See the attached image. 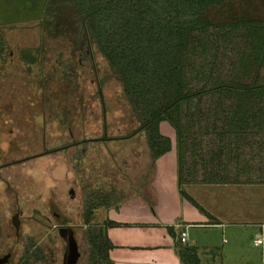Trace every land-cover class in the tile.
Here are the masks:
<instances>
[{
    "label": "rangeland",
    "instance_id": "rangeland-1",
    "mask_svg": "<svg viewBox=\"0 0 264 264\" xmlns=\"http://www.w3.org/2000/svg\"><path fill=\"white\" fill-rule=\"evenodd\" d=\"M12 1L0 0V245H15L10 261L32 242L43 248L61 245L58 228L71 224L80 264H89L83 211L91 198L102 200L91 222L124 219L126 210L146 204L195 210L173 188L174 141L154 159L143 131L128 136L137 130L139 118L120 80L78 24L72 19L68 26L56 23L59 0H37L39 8L32 9L30 0H14V7ZM161 131L174 139L166 121ZM141 158H151L154 165L145 169L151 176L146 195L134 196ZM193 184L187 192L224 226L205 232L217 253L208 263L200 250V264H239L241 253L245 264H261V246L254 245L251 230L264 221V183Z\"/></svg>",
    "mask_w": 264,
    "mask_h": 264
},
{
    "label": "trees",
    "instance_id": "trees-1",
    "mask_svg": "<svg viewBox=\"0 0 264 264\" xmlns=\"http://www.w3.org/2000/svg\"><path fill=\"white\" fill-rule=\"evenodd\" d=\"M54 7L56 23L78 24L120 80L139 118L128 136L143 131L154 159L174 141L184 198L204 210L183 183H264V0H59ZM3 43L0 33V53ZM165 121L174 139L161 131ZM100 202L87 200L83 211L89 264H113L107 228L124 223L91 222ZM180 256L198 264L191 246Z\"/></svg>",
    "mask_w": 264,
    "mask_h": 264
},
{
    "label": "crops",
    "instance_id": "crops-1",
    "mask_svg": "<svg viewBox=\"0 0 264 264\" xmlns=\"http://www.w3.org/2000/svg\"><path fill=\"white\" fill-rule=\"evenodd\" d=\"M137 160L139 166H136L135 169L139 170L143 167V170L140 175L141 177L135 179L136 185L134 187L136 189H133L135 191L131 190V193L134 196H136V193L146 195L148 179L151 176L147 178L148 174L145 172V169L146 166L152 168L154 164L151 165V158H141ZM131 171H133V169H131ZM129 176L128 174V177ZM172 182H174V191L179 192L176 175ZM143 183L145 187L143 191H140L138 187ZM143 186L140 188H143ZM193 186H195V184L188 183L187 189L183 188L187 192V190L192 189ZM151 187L152 185H150V188ZM120 189L127 190L125 187ZM155 194H157V192ZM188 194L192 195L190 193ZM107 200L108 199L103 201L102 206L107 204ZM118 200L119 198L117 197L115 201L117 202ZM115 201L113 203H116ZM203 209L204 210H201L197 207L195 210L187 209L186 211L185 209L164 210L163 208L159 210L152 205L148 206V204H146L144 207H133L126 210L124 212V219H109L124 223L107 228V235L113 244V247L109 251L111 261L113 264H184L181 260L180 251L183 245H187L194 249L199 259L198 264H200L201 260L199 257L200 250L207 254L208 263H213L217 253V246L214 245L213 241H209V237L206 238L207 234H205V232L215 228L222 229L224 226L222 221H218L216 217H214L209 208L204 207ZM103 221H99V223ZM181 228H186V242H181L179 239ZM195 232H197L198 235L193 237L192 235ZM257 233L261 235L263 242L259 245H254L261 246L260 255L264 263V221H259L256 227H252L251 236L254 234L252 238ZM202 235L205 236L202 238ZM243 260L244 254L241 253V255L238 256L237 262L239 264H245Z\"/></svg>",
    "mask_w": 264,
    "mask_h": 264
},
{
    "label": "flooded vegetation",
    "instance_id": "flooded-vegetation-1",
    "mask_svg": "<svg viewBox=\"0 0 264 264\" xmlns=\"http://www.w3.org/2000/svg\"><path fill=\"white\" fill-rule=\"evenodd\" d=\"M72 226L73 231H74V235H75V229L74 225L71 224H65V225H60L59 227L62 226ZM86 228V225L83 224ZM16 229V236L19 235V230L15 227ZM59 229V228H58ZM59 234V231H58ZM60 236V235H59ZM61 237V236H60ZM76 238V237H75ZM62 239V237H61ZM17 241V240H16ZM19 241V239H18ZM62 244L59 245L58 244H51V248L50 246L47 244L46 248L39 247L36 244H34V242H32V247L31 250L34 254H32L31 256L29 255H25V249L24 246H22L21 250H20V254L16 256L15 261H10V258L12 256V251L15 247V245H11L9 249H7L6 247H3L2 245H0V264H24V261H26L27 264H63V254H64V250H65V242L62 239ZM77 241V240H76ZM78 245V243H77ZM7 249V250H5ZM79 249V247H78ZM5 250V251H4ZM41 251L43 252L42 254H36V252ZM79 251V250H78ZM80 251H79V257L77 258L76 264H80ZM88 262L90 263V259H88Z\"/></svg>",
    "mask_w": 264,
    "mask_h": 264
},
{
    "label": "water",
    "instance_id": "water-1",
    "mask_svg": "<svg viewBox=\"0 0 264 264\" xmlns=\"http://www.w3.org/2000/svg\"><path fill=\"white\" fill-rule=\"evenodd\" d=\"M15 217L16 216H13V223L16 227H18ZM58 231L59 235L65 242L63 264H76L77 258L79 257V251L72 226L69 225L59 227Z\"/></svg>",
    "mask_w": 264,
    "mask_h": 264
},
{
    "label": "built area",
    "instance_id": "built-area-1",
    "mask_svg": "<svg viewBox=\"0 0 264 264\" xmlns=\"http://www.w3.org/2000/svg\"><path fill=\"white\" fill-rule=\"evenodd\" d=\"M179 239L181 242H186L187 239V231L186 228H181V231L179 232ZM253 242L255 245H259L263 242V239L259 233H257L254 238ZM261 264H264L263 262Z\"/></svg>",
    "mask_w": 264,
    "mask_h": 264
}]
</instances>
